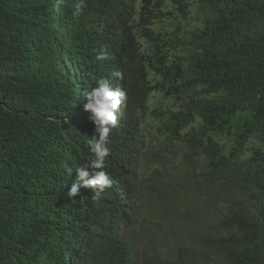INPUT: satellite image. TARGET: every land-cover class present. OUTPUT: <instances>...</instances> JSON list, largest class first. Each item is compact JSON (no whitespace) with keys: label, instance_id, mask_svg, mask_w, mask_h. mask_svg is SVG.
<instances>
[{"label":"trees","instance_id":"1","mask_svg":"<svg viewBox=\"0 0 264 264\" xmlns=\"http://www.w3.org/2000/svg\"><path fill=\"white\" fill-rule=\"evenodd\" d=\"M78 2L0 0V264H264V0ZM100 78L126 93L113 185L69 198ZM194 192L208 230L172 257L146 242L179 210L194 224Z\"/></svg>","mask_w":264,"mask_h":264},{"label":"clouds","instance_id":"2","mask_svg":"<svg viewBox=\"0 0 264 264\" xmlns=\"http://www.w3.org/2000/svg\"><path fill=\"white\" fill-rule=\"evenodd\" d=\"M57 3L63 5L64 0H57ZM84 3L85 0H79L75 6L74 15L81 14ZM106 59H109L106 50H101L97 60ZM112 76L122 78L123 74L117 70L112 73ZM83 99L84 110L90 113L89 119L98 135L94 134L92 138L86 140L91 156L84 166L76 169V182L73 183L67 195L69 198L81 196L82 184L93 189V199H99L100 194L113 185V180L103 169L106 168V161L111 153L109 134L118 126L117 113L126 100V93L119 88H114L109 79L100 78L96 87L83 93ZM89 168L94 170L91 174L88 171ZM81 199L85 197L81 196Z\"/></svg>","mask_w":264,"mask_h":264},{"label":"rangeland","instance_id":"3","mask_svg":"<svg viewBox=\"0 0 264 264\" xmlns=\"http://www.w3.org/2000/svg\"><path fill=\"white\" fill-rule=\"evenodd\" d=\"M156 171H158L157 174L155 172L156 181L160 177L163 178L162 177L163 175L165 177L166 183L170 186L175 184L179 186L182 183L181 176L179 177L178 173L174 169L168 170L165 168L164 165H161V167H158ZM195 174L196 173H193L191 176H189L186 181L183 180L184 184L182 186L185 191L186 190L188 192L193 191L194 187L192 185V177ZM194 194L195 192L193 193L194 199L192 197L190 198L191 205L190 203L187 204L186 203L187 201H184L183 203L184 207L186 206L190 210H195V209L197 210L196 212L198 213V219L194 221V224H190V225H187V223L183 224V218L182 215H180L181 210H179L177 214L178 216H176L173 222H171L169 219L166 220L163 218H159L157 220V222H159V226L157 228H154V226H152L151 230L147 229L146 230L147 233L145 235L144 240L148 242L150 239L154 238L152 241V247L157 248V246L163 244L162 249L166 252H169L170 256L172 257V255L175 254V251L178 247L183 248L188 242L193 240L196 241V238L197 236H199V234H202L203 231L208 230L210 225H212L215 222L216 218L213 217L212 211L210 209H208V211L200 210V206L197 205L198 200ZM175 201L181 202V198L175 197ZM145 203L147 204L148 201L145 200ZM160 237L164 240V242H160L159 240ZM142 245L143 243L140 244L139 242V248ZM181 251H185V249H181Z\"/></svg>","mask_w":264,"mask_h":264}]
</instances>
